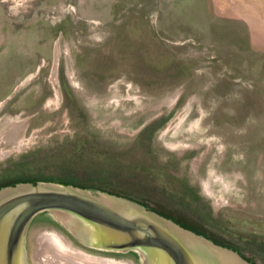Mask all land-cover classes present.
<instances>
[{
	"label": "rangeland",
	"instance_id": "obj_1",
	"mask_svg": "<svg viewBox=\"0 0 264 264\" xmlns=\"http://www.w3.org/2000/svg\"><path fill=\"white\" fill-rule=\"evenodd\" d=\"M203 2L0 0V188L128 200L225 264H264V52ZM47 236L143 264L91 255L51 211L29 227L27 264H45Z\"/></svg>",
	"mask_w": 264,
	"mask_h": 264
},
{
	"label": "water",
	"instance_id": "obj_2",
	"mask_svg": "<svg viewBox=\"0 0 264 264\" xmlns=\"http://www.w3.org/2000/svg\"><path fill=\"white\" fill-rule=\"evenodd\" d=\"M120 205L66 184L0 188V264H27L28 227L44 211L59 215L83 248L137 251L143 264H225L215 248L175 232L138 204L120 200Z\"/></svg>",
	"mask_w": 264,
	"mask_h": 264
},
{
	"label": "crops",
	"instance_id": "obj_3",
	"mask_svg": "<svg viewBox=\"0 0 264 264\" xmlns=\"http://www.w3.org/2000/svg\"><path fill=\"white\" fill-rule=\"evenodd\" d=\"M200 12L244 28L251 47L264 52V0H204Z\"/></svg>",
	"mask_w": 264,
	"mask_h": 264
},
{
	"label": "bare ground",
	"instance_id": "obj_4",
	"mask_svg": "<svg viewBox=\"0 0 264 264\" xmlns=\"http://www.w3.org/2000/svg\"><path fill=\"white\" fill-rule=\"evenodd\" d=\"M59 55H60V46H57L56 49V57H57V62L59 59ZM163 222V221H162ZM55 237V236H53ZM75 248V247H74ZM77 249V248H76ZM71 250V249H70ZM39 251H41V255L42 258L41 261L45 264H47L45 262V257L46 256H56L58 258V260H60V262L63 263H57V264H76V262H81V261H88L91 264L94 263H99V264H110L108 261H99V262H93L91 259L86 258L82 255H80L79 253H75V252H66L64 251L59 244L57 243L56 239H52L50 236L45 237L44 242H43V246L39 248ZM39 251L37 252L38 256H39ZM80 252V251H79ZM82 252V251H81ZM86 252V251H85ZM83 253V252H82ZM85 254V253H84ZM91 254V253H90ZM89 255V254H88ZM93 255V254H91ZM94 256V255H93ZM96 256V255H95ZM41 258V257H40ZM100 258V257H99ZM108 258V257H107ZM84 259V260H83ZM48 264H56V263H48ZM79 264V263H78ZM83 264V262H82ZM112 264V263H111Z\"/></svg>",
	"mask_w": 264,
	"mask_h": 264
},
{
	"label": "flooded vegetation",
	"instance_id": "obj_5",
	"mask_svg": "<svg viewBox=\"0 0 264 264\" xmlns=\"http://www.w3.org/2000/svg\"><path fill=\"white\" fill-rule=\"evenodd\" d=\"M45 212H48V211H44V212H41V213H38L36 216H34V218L32 219V221H31V223L33 222V220H35L37 217H39L40 215H42V214H44ZM172 218V217H171ZM161 219V218H160ZM174 221H176L175 220V218H172ZM31 223H30V225H31ZM30 225H29V227H30ZM29 227H28V230H29ZM27 233H28V231H27ZM26 239H27V234H26ZM25 246H26V244H25ZM86 250H88L90 253H92V254H97V255H105V256H110V254H111V252H105V251H101V250H96V249H90V248H85Z\"/></svg>",
	"mask_w": 264,
	"mask_h": 264
},
{
	"label": "trees",
	"instance_id": "obj_6",
	"mask_svg": "<svg viewBox=\"0 0 264 264\" xmlns=\"http://www.w3.org/2000/svg\"><path fill=\"white\" fill-rule=\"evenodd\" d=\"M32 183H36V182H32ZM90 192H91V191H90ZM92 193H95V192L92 191ZM133 252L136 253L137 256L142 260L141 256L139 255V253H138L137 251H133Z\"/></svg>",
	"mask_w": 264,
	"mask_h": 264
}]
</instances>
